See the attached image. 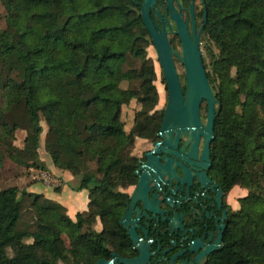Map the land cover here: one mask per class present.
Masks as SVG:
<instances>
[{"label":"trees","instance_id":"obj_1","mask_svg":"<svg viewBox=\"0 0 264 264\" xmlns=\"http://www.w3.org/2000/svg\"><path fill=\"white\" fill-rule=\"evenodd\" d=\"M2 1L0 139L46 169L44 120L45 151L90 202L72 219L42 193L0 189V264H96L128 239L119 188L136 181L135 142L157 139L164 115L139 0ZM206 11L204 62L218 109L211 170L227 190L248 191L209 264H264V0H206ZM134 100L129 127L123 111Z\"/></svg>","mask_w":264,"mask_h":264},{"label":"flooded vegetation","instance_id":"obj_2","mask_svg":"<svg viewBox=\"0 0 264 264\" xmlns=\"http://www.w3.org/2000/svg\"><path fill=\"white\" fill-rule=\"evenodd\" d=\"M138 3L141 10L143 0ZM172 5L192 38L202 28L200 45L205 60L206 0H172ZM150 14L159 30L165 27L174 49L182 53V38L177 21L172 17L169 0H157ZM175 61L185 88L184 65L176 57ZM201 118L206 123V103L204 109L202 104ZM159 133L160 129L158 138L151 140L150 146L136 155V181L119 188L126 194L119 223L128 239L97 259L96 264L100 260H104L103 264H209L213 254L223 247L234 207L229 200L231 190H227L211 170V149L208 160L205 136L201 135L193 146L194 141L187 136H180L176 141L175 133L172 146L164 144ZM156 142L160 143V150L153 152ZM150 152L154 153L151 161L147 156ZM149 161L148 168L144 167ZM144 173L148 174L145 197L140 191L135 195ZM127 212L129 215L124 221L128 222V227H125L121 222ZM131 229L137 236L136 242L129 233ZM211 248L213 250L209 252Z\"/></svg>","mask_w":264,"mask_h":264},{"label":"water","instance_id":"obj_3","mask_svg":"<svg viewBox=\"0 0 264 264\" xmlns=\"http://www.w3.org/2000/svg\"><path fill=\"white\" fill-rule=\"evenodd\" d=\"M156 3L157 0H143L140 13L156 49L168 91V99L164 108L159 136L163 138L164 144L173 146L174 141L172 140V136L176 133V141L180 136H187L194 141L193 146H196L200 136L204 135L205 153L209 160L210 158L208 155L215 138V119L218 109L217 98L208 78L200 45L202 28L199 33L195 32L194 38H192L180 16H177L172 5V0H169L172 17L177 21L178 33L182 38L183 51L182 53L177 52L167 37L165 27L163 30H159L151 17V8H153ZM157 13L162 18L159 10H157ZM206 23L207 12H205L204 25H206ZM175 57L185 68V88H183L179 77ZM204 102L207 105L206 123H204L201 118V107ZM159 147L160 143L156 142L155 150L153 152H158L160 150ZM153 152L147 154L150 161L153 159ZM150 161L144 167L148 168ZM207 166L209 167L210 164ZM147 176L148 174L144 173L140 177V182L135 195L140 191L142 196L145 197ZM134 198L135 196L133 199ZM128 215L129 212L125 214L123 221L121 222L125 227H128V222L124 221ZM129 233L133 241L136 242L137 236L135 232L131 229ZM212 250L213 248L208 251L210 252ZM103 263L104 260L99 261V264Z\"/></svg>","mask_w":264,"mask_h":264},{"label":"rangeland","instance_id":"obj_4","mask_svg":"<svg viewBox=\"0 0 264 264\" xmlns=\"http://www.w3.org/2000/svg\"><path fill=\"white\" fill-rule=\"evenodd\" d=\"M7 26H8L7 8H6L5 4L3 3V1L0 0V28L2 30H6ZM203 47H204L203 48L204 54H206L207 60H209L205 42H203ZM147 53H148V56L153 60L155 70L157 73V79L155 81V84H156V87H157L158 92H159V103H158L156 109L161 110V109H164L166 106L167 99H168V91L166 89V83L164 81V77L162 74V68H161L155 47L153 45H150L147 49ZM180 71L183 73L182 68H180ZM138 107H139V104L135 100L132 101L126 107H124L123 118H124L127 126L130 127L133 124L135 112L137 111ZM204 108H205V103H203V109ZM42 125L44 127V131L42 134V146L39 149V155H40V157L42 156L44 158L46 156V153H47L45 151V148H44V141H45V136L47 133V125H46V122L44 120L42 121ZM24 137H25V132L23 130H18L17 134H16V140L14 141V145L22 147ZM149 146H150V141H148L146 139H138L135 142V146H134L132 152L135 155H139L141 152L145 151ZM0 157H1L0 189L8 187V186H12V185H16L20 189H28L27 187L29 184H31V185L39 184V185H43V186H48V185H46V183L43 180L39 179L38 174L41 171H49V172H52V171L49 169H40L34 165H29L30 162H28L27 160H24L14 150V147L11 145V143H9L8 141L2 140V139H0ZM78 162H79L80 166H83L82 156L79 157ZM58 170L62 171V172H69V171H64V170H60V169H58ZM69 173L71 174V172H69ZM56 176H58V175H56ZM59 179L61 180V185L59 187L62 188L63 187L62 186L63 180L61 177H59ZM71 182L73 184L72 183L69 184L70 188L73 186L75 187L78 184V181L75 177H74V180H72ZM50 188L57 190L58 187H53L52 185H50ZM247 193H248V191L246 189L239 187V186L234 187L230 191L229 200H230V203L232 204V206L234 207V210H237L240 208V200L239 199L244 197L245 195H247ZM47 200L51 201V202L53 201V202L60 203L58 201H54V200H51L49 198H47ZM82 200L84 201V203L86 202V205H81L80 209L85 208V206H86V209L88 210L90 200L86 199V196ZM60 204L66 208L67 215L72 219H76V215L78 212H83V210H80V209H79L80 211H78L77 213L70 211L68 206L64 205L63 203H60ZM95 228L101 229V223L100 222L96 223ZM29 241H31V240H29Z\"/></svg>","mask_w":264,"mask_h":264},{"label":"crops","instance_id":"obj_5","mask_svg":"<svg viewBox=\"0 0 264 264\" xmlns=\"http://www.w3.org/2000/svg\"><path fill=\"white\" fill-rule=\"evenodd\" d=\"M40 158H41V160H43L45 162L46 169L51 170L53 172V173L51 172L53 175H55V176L58 175L59 177L62 178V180H63L62 186L63 187L60 188L59 190H55V189L50 188V186H43V185H39V184H36V185L29 184L27 187L28 190H30L32 192H36V193H42L47 198H49L51 200L63 203L64 205L69 207L70 211H73L76 213L80 210L86 211L87 210L86 206H85V208H81V209H80V207H81V205H86V202L84 203V201L82 200L83 198H85V196H86V199H89L88 198L89 197L88 190L83 189V190L77 191L74 186L70 188L69 184L72 183L71 181L74 180V177L69 172L59 171L53 165V163H52V161H51V159L47 153H46V156L44 158L42 156ZM58 176H56V177H58Z\"/></svg>","mask_w":264,"mask_h":264},{"label":"built area","instance_id":"obj_6","mask_svg":"<svg viewBox=\"0 0 264 264\" xmlns=\"http://www.w3.org/2000/svg\"><path fill=\"white\" fill-rule=\"evenodd\" d=\"M38 177L39 179L43 180L48 186L52 185L53 187H59L61 185L60 179L49 171H41L38 174Z\"/></svg>","mask_w":264,"mask_h":264}]
</instances>
